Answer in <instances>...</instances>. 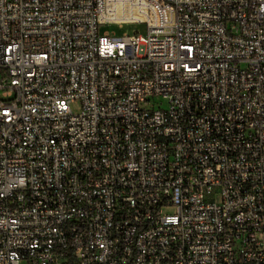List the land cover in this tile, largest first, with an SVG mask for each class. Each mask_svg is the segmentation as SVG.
Here are the masks:
<instances>
[{"label": "built area", "instance_id": "obj_1", "mask_svg": "<svg viewBox=\"0 0 264 264\" xmlns=\"http://www.w3.org/2000/svg\"><path fill=\"white\" fill-rule=\"evenodd\" d=\"M0 264H264V0H0Z\"/></svg>", "mask_w": 264, "mask_h": 264}, {"label": "rangeland", "instance_id": "obj_2", "mask_svg": "<svg viewBox=\"0 0 264 264\" xmlns=\"http://www.w3.org/2000/svg\"><path fill=\"white\" fill-rule=\"evenodd\" d=\"M101 33H107L108 35H116V36H123L125 34L133 36L135 34L146 36L147 34V26L145 24H127V25H103L100 27ZM156 103H161V98L157 97L155 99ZM164 107H167L166 105ZM71 108L74 113H79L81 111V103L74 102L71 104ZM163 213L167 215H173L176 213L175 207H167L163 209Z\"/></svg>", "mask_w": 264, "mask_h": 264}]
</instances>
